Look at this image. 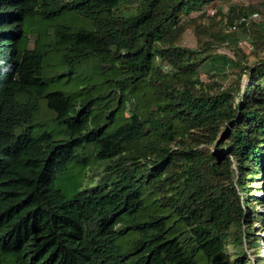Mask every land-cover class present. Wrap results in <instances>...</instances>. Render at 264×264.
<instances>
[{
    "label": "trees",
    "instance_id": "trees-1",
    "mask_svg": "<svg viewBox=\"0 0 264 264\" xmlns=\"http://www.w3.org/2000/svg\"><path fill=\"white\" fill-rule=\"evenodd\" d=\"M231 2L0 0V264H264V17L200 24ZM241 31L248 84L208 82Z\"/></svg>",
    "mask_w": 264,
    "mask_h": 264
},
{
    "label": "rangeland",
    "instance_id": "rangeland-1",
    "mask_svg": "<svg viewBox=\"0 0 264 264\" xmlns=\"http://www.w3.org/2000/svg\"><path fill=\"white\" fill-rule=\"evenodd\" d=\"M230 7H234V10L236 11V17L243 18V15L241 14V11H246L250 15L253 13H256L253 17L256 20L262 19L264 17V0H232V2L227 5H220V12L216 14V11L211 9L207 10L206 13L210 15V17L207 18H201L200 24L202 26H210V23L212 20L218 19V18H224V21H226L227 18H229V12ZM241 10V11H240ZM258 14V15H257ZM196 15V14H195ZM194 15V16H195ZM193 16V17H194ZM240 19V20H241ZM238 20V21H240ZM223 21V20H222ZM257 21V22H259ZM241 22V21H240ZM226 29V25L223 26V30ZM226 31V30H225ZM187 42L189 45L192 43V41L195 38L194 33H189ZM226 46L222 47L219 54L216 55L215 61L211 62L210 65L206 68L205 72H203V76L207 79V81H218L221 83L224 87H229L233 83H235L238 78L241 76V89L244 88L245 85L248 84V76L247 74H241L242 70L236 66L234 62L229 61L228 57H231L234 59V61L239 62L241 60L243 63L253 64L255 62L256 56H253L254 53L251 49L252 47V41L250 36L247 32H239L235 35H229V37L226 40ZM243 55H249V61H245L243 59ZM241 74V75H240ZM206 146L203 145L200 148L204 149ZM213 149V151H217L216 147L209 148L208 150ZM68 179L69 176L63 175L61 178L60 184L66 188L68 185ZM259 193L258 196H264V192H261L264 189V178L261 177L259 180ZM260 210L261 207H258ZM262 255H264V244L262 243Z\"/></svg>",
    "mask_w": 264,
    "mask_h": 264
},
{
    "label": "built area",
    "instance_id": "built-area-1",
    "mask_svg": "<svg viewBox=\"0 0 264 264\" xmlns=\"http://www.w3.org/2000/svg\"><path fill=\"white\" fill-rule=\"evenodd\" d=\"M236 29H237V24H235V25L232 26V30L233 31L236 30Z\"/></svg>",
    "mask_w": 264,
    "mask_h": 264
},
{
    "label": "clouds",
    "instance_id": "clouds-1",
    "mask_svg": "<svg viewBox=\"0 0 264 264\" xmlns=\"http://www.w3.org/2000/svg\"><path fill=\"white\" fill-rule=\"evenodd\" d=\"M264 195V194H263Z\"/></svg>",
    "mask_w": 264,
    "mask_h": 264
}]
</instances>
